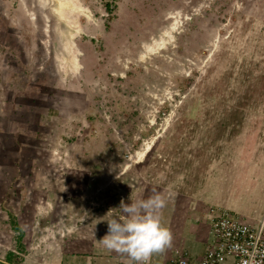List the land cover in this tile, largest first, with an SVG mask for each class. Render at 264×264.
<instances>
[{
  "label": "rangeland",
  "instance_id": "rangeland-1",
  "mask_svg": "<svg viewBox=\"0 0 264 264\" xmlns=\"http://www.w3.org/2000/svg\"><path fill=\"white\" fill-rule=\"evenodd\" d=\"M213 138L264 156V0H0V264H61L139 181L175 199Z\"/></svg>",
  "mask_w": 264,
  "mask_h": 264
},
{
  "label": "crops",
  "instance_id": "crops-1",
  "mask_svg": "<svg viewBox=\"0 0 264 264\" xmlns=\"http://www.w3.org/2000/svg\"><path fill=\"white\" fill-rule=\"evenodd\" d=\"M209 141L211 147L207 153L212 159H208L206 163L209 166L205 170L206 176L189 183L191 186L188 185L184 191H178L180 188L177 186L175 199L171 194L168 197L162 184L151 189L145 188L143 182L139 181L133 188L128 189L125 203H131V195L134 201L147 199L153 194V190L166 200V207L160 214L162 223L172 233V245L162 253L154 254L148 264H173L180 259L197 264L212 246L211 224L219 216L234 217L254 228L260 223L264 224V156L257 160L237 158L232 156V152L224 154L216 151L218 146L223 145V141L218 138ZM120 201L113 202L108 210L89 221L87 218L85 223L80 222L76 226L82 241L71 246L67 245L69 243H66L68 240L65 238V248L57 249L61 264H134L126 254L109 251L100 242L108 232L105 220L110 217L106 214L110 209L118 208ZM114 212L117 216L122 215L118 210ZM17 224L26 235L18 221ZM52 230V226L46 225L44 232L40 237H35V240L28 241L25 236L22 237L23 250L18 256L22 260L32 257L33 254L37 257V246L46 254L43 259L56 255L55 247L41 248L50 242ZM70 230L72 227L65 228L64 237ZM60 244L58 242L57 245Z\"/></svg>",
  "mask_w": 264,
  "mask_h": 264
},
{
  "label": "clouds",
  "instance_id": "clouds-1",
  "mask_svg": "<svg viewBox=\"0 0 264 264\" xmlns=\"http://www.w3.org/2000/svg\"><path fill=\"white\" fill-rule=\"evenodd\" d=\"M130 200L129 204L121 199L118 208L108 211V232L100 242L109 251L126 254L134 264H148L154 254L172 245V233L160 214L166 200L155 190L147 199L134 201L131 195Z\"/></svg>",
  "mask_w": 264,
  "mask_h": 264
},
{
  "label": "built area",
  "instance_id": "built-area-1",
  "mask_svg": "<svg viewBox=\"0 0 264 264\" xmlns=\"http://www.w3.org/2000/svg\"><path fill=\"white\" fill-rule=\"evenodd\" d=\"M212 246L197 264H264V224L256 228L230 216L211 224ZM173 264H192L186 259Z\"/></svg>",
  "mask_w": 264,
  "mask_h": 264
}]
</instances>
